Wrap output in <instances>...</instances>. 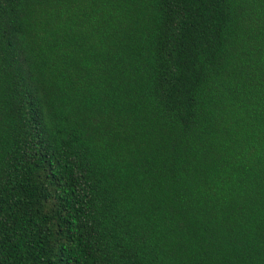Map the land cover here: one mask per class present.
<instances>
[{
    "label": "trees",
    "instance_id": "16d2710c",
    "mask_svg": "<svg viewBox=\"0 0 264 264\" xmlns=\"http://www.w3.org/2000/svg\"><path fill=\"white\" fill-rule=\"evenodd\" d=\"M0 264H264V0H0Z\"/></svg>",
    "mask_w": 264,
    "mask_h": 264
}]
</instances>
